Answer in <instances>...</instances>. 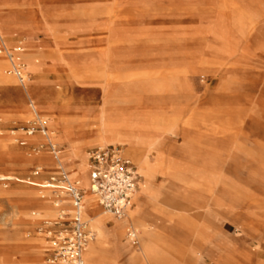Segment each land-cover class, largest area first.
Instances as JSON below:
<instances>
[{"label":"rangeland","instance_id":"obj_1","mask_svg":"<svg viewBox=\"0 0 264 264\" xmlns=\"http://www.w3.org/2000/svg\"><path fill=\"white\" fill-rule=\"evenodd\" d=\"M236 1H107L102 5L111 11L113 22L110 24L109 19L101 22L100 19L103 28L88 46L82 48L84 57L79 58L66 53L80 42L71 35L68 21L72 15L83 11H101L98 0H0V7L7 6L11 12L24 16L31 12L37 22L48 20V26H41L39 32L36 30V42L43 49L44 63L36 74H29V77L31 81L46 83L48 89L61 92L70 102L67 111L78 109L83 119L88 118L92 107L102 106L103 91L108 83H127L130 75L138 76L137 79L141 80L139 87L146 86L143 81L147 73L153 77L155 91L148 89L135 92V95L146 100L144 107H154L166 114L170 107L168 82L173 85L175 82L177 85L189 83L196 96L195 100L184 105L188 112L182 115L179 124L189 131L209 134L217 142L224 169L215 194L222 202L219 210L245 218L248 213L259 211L261 201L264 205V0H251L257 16L246 28L240 24L236 27L233 23L237 19L232 12ZM17 33L15 38L5 37L4 43L9 50L2 45L6 51L0 48V56L9 59L8 53L14 46L24 44L26 47L27 33L21 29H17ZM25 66L28 67L27 63ZM4 75L14 81L10 83L11 87L0 79V109L5 112L0 114V174L55 184L58 182L51 179L58 178L62 171L73 178V171L66 161L64 169L52 164L44 167V171L38 170L37 164L28 163L37 151L52 156L55 150L51 143L22 144L30 136L29 131L33 130L34 135L43 133L37 120L25 112L31 99L38 106L40 103L37 94L29 91L28 95L23 90L21 79L11 68L5 67ZM10 87H17L20 95ZM112 90L118 89L113 87ZM44 119L47 127L58 125L57 121ZM172 135V141L184 142L182 136ZM89 141V138L84 140L86 155L91 149L100 147ZM109 145L122 147L125 155L138 167L124 146ZM69 148L70 142L63 136L55 145L58 151ZM16 178L0 180V190L3 191L0 193V264H34L33 258L41 252L45 264H60L64 260L55 259L57 244L52 243L56 241L57 232H69L72 215L55 212L43 214L41 221L19 220L21 199L37 190ZM163 180V175L157 172L155 185L161 186ZM186 187L183 185L178 191L169 188L156 201L158 208L169 214V222L147 223L155 235H160L157 240L159 264H201L189 257L187 238L193 237L195 222L203 220L205 209H197ZM162 222L168 226L165 231L160 227ZM181 223L183 229L177 233L179 235H174L172 229ZM136 227V240L123 235L119 253L107 254L108 264H131V249L137 248L144 233L142 228ZM86 230L89 232L88 224ZM234 231L242 232L238 227ZM20 233L25 241H39L47 247L40 252L9 249L19 241ZM247 247L249 254L264 260V246L256 239H251ZM222 250L217 247L210 252L212 257H205V264H214ZM20 257L26 261L21 262Z\"/></svg>","mask_w":264,"mask_h":264},{"label":"bare ground","instance_id":"obj_2","mask_svg":"<svg viewBox=\"0 0 264 264\" xmlns=\"http://www.w3.org/2000/svg\"><path fill=\"white\" fill-rule=\"evenodd\" d=\"M98 1L101 4L99 6L102 7L101 11L87 10L69 18L71 35L78 38L80 42L77 47H72L66 52L67 55L84 57L85 51L82 48L88 46L103 28L99 24L100 19H102L101 22H106L108 19L110 24L113 22L110 19L113 17L111 11H107L108 8L105 9L102 5L111 0ZM232 12L234 19L235 16L237 17L236 20L233 19L236 27L240 24L241 27L246 28L248 23H251V19L257 16L251 0L233 2ZM262 22L264 24V16H262ZM48 25V20L37 22L35 15L31 12L24 16L22 13L11 12L7 6L0 7V48L5 50V46L8 49L4 39L17 37V29L25 31L28 35L26 47L24 44L22 47L14 46L13 51L8 53L9 59L3 55L0 56V79L12 87L10 83H13L14 79L4 75L5 67L15 72L14 67L20 65L26 77L25 80H21L23 90L28 95L30 92L37 94L39 106L31 99V105L25 109V112L33 119L39 120L46 129L42 135L30 133V136L22 141L23 145L42 142L41 145L51 143L55 147L62 136L70 142L69 150L55 149L52 156L37 151L29 158L28 163L37 164L38 170L44 171V167L52 164L63 168L66 161L73 171V178L84 189L83 216L87 218L85 221L89 230V240L83 253L85 263L108 264L107 254L117 255L123 235L136 234L138 232L136 226H138L144 233L139 238L137 248L131 249L130 263L159 264L160 252L157 240L160 235H155L149 229L151 225L147 223L154 221L158 223L159 220L169 222V214L162 212L156 205V201L163 191L169 188L178 191L183 185H187L185 190L197 209H205L202 214L203 220L195 222L193 237L187 238L188 255L191 260L205 264V257H212L210 252H214L218 247L224 250L214 260V264H264V260L249 254L247 247L251 239H256L260 245L264 246L263 202L259 203L257 213H248L245 218L234 217L233 213L221 212L219 208H222V202L215 197L216 186L224 176L223 161L219 158L220 147L215 144L217 142L211 138V135L189 131L179 124L182 115L188 112L184 105L195 100L193 87L189 83L177 85L175 82L173 85L169 81L170 107L166 114L154 107H144L146 100L135 95V92H144L148 89L155 91L153 77L147 76L150 75L147 73L143 81L146 86L139 87L141 80H138L136 75H130V81L127 83H108L103 91L102 106L92 107L88 118L83 119L78 109L67 111L68 107L70 108V102L61 92L48 89L46 83L38 80L31 81L29 77V74H36L44 63V52L41 45L37 44L36 36L41 26ZM26 63L28 67L25 66ZM113 87L118 90H112ZM11 89L18 96L20 95L17 87ZM14 109L17 110L16 107ZM0 110V114H5L2 109ZM212 112L217 113V110ZM45 117L53 122L57 121L58 125L47 127ZM170 133L182 136L184 142L179 144L172 141L173 135ZM87 138L90 139V144H98L100 147L109 144L124 146L125 152L137 163L139 172L145 178L134 197L136 206L131 207L122 217L117 218L107 213L93 192L89 155L83 152V146L86 144L84 140ZM154 154H156L155 157ZM157 172L164 177L161 186H156L154 183ZM14 178L16 177L11 174H0V180ZM16 179L32 185L37 190L35 193L24 195L21 199L18 205L19 220L41 221L43 214L55 212L69 216L75 214L72 197L63 187L40 179ZM0 193L3 194V191L0 190ZM114 218H117L116 221L110 225ZM165 222H162L160 226L164 231L168 229ZM237 227L242 230L241 233H235L234 228ZM182 229L181 223L172 230L174 235H179L177 233ZM18 235L19 241L9 246V249L18 252L26 249L40 252L43 247H47L39 241H25L21 233ZM52 244L55 245V243ZM20 261L25 262L26 259L20 257ZM44 261L42 252L33 258L34 264H45ZM60 264L70 263L61 261Z\"/></svg>","mask_w":264,"mask_h":264},{"label":"built area","instance_id":"obj_3","mask_svg":"<svg viewBox=\"0 0 264 264\" xmlns=\"http://www.w3.org/2000/svg\"><path fill=\"white\" fill-rule=\"evenodd\" d=\"M14 71L21 80L25 79L24 70L20 65H16ZM37 122L44 132L46 127L39 120ZM29 132L33 133V130ZM53 148L55 150L54 146ZM88 155L92 188L99 204L107 213L116 217L126 215L134 204L135 194L143 181L138 167L125 155L122 147L116 145L93 148ZM51 180L57 181V185L71 195L75 207L69 232L65 234L57 232L55 235L56 241H53L55 245L57 244L55 259L60 258L71 264H86L83 253L89 235L83 216L85 191L66 171H62L58 178L53 177ZM129 236L136 240L137 234L132 233Z\"/></svg>","mask_w":264,"mask_h":264}]
</instances>
